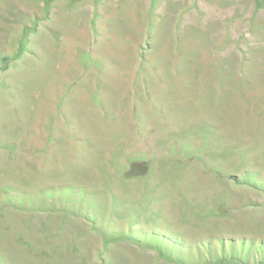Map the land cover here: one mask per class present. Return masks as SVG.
Listing matches in <instances>:
<instances>
[{"label": "rangeland", "instance_id": "1", "mask_svg": "<svg viewBox=\"0 0 264 264\" xmlns=\"http://www.w3.org/2000/svg\"><path fill=\"white\" fill-rule=\"evenodd\" d=\"M0 264H264V0H0Z\"/></svg>", "mask_w": 264, "mask_h": 264}]
</instances>
